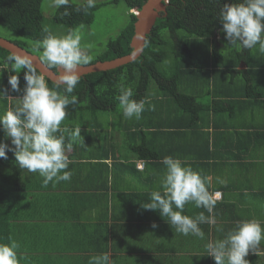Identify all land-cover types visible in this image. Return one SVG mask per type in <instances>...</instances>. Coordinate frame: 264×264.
Returning a JSON list of instances; mask_svg holds the SVG:
<instances>
[{
  "label": "crops",
  "instance_id": "1",
  "mask_svg": "<svg viewBox=\"0 0 264 264\" xmlns=\"http://www.w3.org/2000/svg\"><path fill=\"white\" fill-rule=\"evenodd\" d=\"M213 40L212 49L221 55L216 54L218 66L200 80L205 93L198 99L205 105L220 100L226 113L211 108L188 110L187 129H172L169 134L154 127L159 123L157 109L142 113L135 125L147 127L130 131L118 124L121 120L108 125L88 120L92 125L81 128V136L67 153L70 181L49 182L40 210L45 213L31 223L21 222V234L12 237L26 258L22 264H88L92 256L104 253L111 255L113 264H216L206 252L209 241L225 238L239 221L264 222V66L249 70L245 60L236 66L232 55L220 64L223 55L231 54L224 50L228 41L220 33ZM231 92L243 97L226 96ZM167 116L180 120L175 112ZM133 120L122 119V123L133 126L127 122ZM121 129L127 130L124 144L121 134H115ZM135 144L140 148L135 150ZM149 148L153 152H147ZM169 155L212 176L210 191L220 193L212 213L216 224L200 225L204 239L175 232L159 210L142 207L150 202L152 191L160 190L165 170L161 161ZM200 212L209 215L189 203L183 214L195 217ZM259 251L260 255L250 251L246 257L250 264H264V240Z\"/></svg>",
  "mask_w": 264,
  "mask_h": 264
},
{
  "label": "trees",
  "instance_id": "2",
  "mask_svg": "<svg viewBox=\"0 0 264 264\" xmlns=\"http://www.w3.org/2000/svg\"><path fill=\"white\" fill-rule=\"evenodd\" d=\"M43 1L0 0V24L8 27L17 35L12 41L34 54L36 53L31 48L33 46L27 47L25 39L40 41L47 35L44 31L46 27L42 11ZM115 1H124L129 9L141 8L146 2V0ZM230 2L232 0H169L166 12H162L161 17L157 19L147 36L144 52L137 60L111 70L94 72L81 77L72 93L77 96L78 103L69 106L68 115L62 122V126L66 125L69 130L79 127V124L84 125L81 128H89L92 123L87 121L94 119L96 120L93 121L94 124L97 125L98 121L103 125L96 116L99 112L105 111L119 114L118 120L121 122L118 124L121 123L129 131L133 128L147 127L135 126L140 121L135 118H132L134 120L130 123L127 121L128 124L133 123V126H126L122 123V119L125 118L119 101L116 99L121 84L125 87H132L133 99L137 101L146 99L151 105H154V109L146 105L143 113H146L148 109H152L153 112L156 109L159 111L157 113L159 123L152 126L160 133L169 134L172 133V129H176V132L187 129L188 110L196 111L199 108L202 111H207L211 108L215 113H226L227 109L223 106L222 101L216 100L213 105L212 103L205 105L198 97L205 93L200 89L202 87L200 80L204 78L206 72H210L211 68L215 69L218 66L216 54L221 55V51L217 52L215 48L212 49V46H215L212 42L218 33L225 36V33L221 31L222 23L219 21V14L223 3ZM70 3L71 7L68 9L70 15H61L64 12L63 7L56 9L54 13L55 22L67 27V32L94 23L96 12L106 4V2L96 3L94 8L88 9L86 12L84 10L76 12L74 9L85 2L70 0ZM136 20V15L131 12L128 25L115 39L109 41L106 50L99 53L88 64L130 54L133 50L131 41L135 34ZM239 47L237 46L229 57L223 55L220 64L226 61L225 58H230L232 55V58L236 60V66L241 60L247 62L249 70L253 66H264V53L259 51L258 46L253 49H240ZM10 54L12 53L9 50L0 47V64ZM224 66L229 67L228 64ZM53 69L57 70V68ZM7 72V70L2 72L6 74L3 82L5 85H3L10 90L8 77L15 73H9L7 76ZM246 73L244 70L245 76ZM19 76L24 80V70H21ZM46 79L51 86L53 81ZM24 84L21 85L24 87ZM155 84L156 87L152 89L151 87ZM3 85L0 86V89ZM10 93L11 98L0 95V105L2 106L0 113L2 112V114L8 107H14L19 101V97L23 95L22 91H8V95ZM249 95L253 96V92ZM226 96L243 97L237 92H231ZM229 101L226 100L225 103H229ZM174 112L180 120L168 119L167 115ZM181 115H184L185 120ZM194 125L191 121L190 126ZM0 132L3 133L2 126H0ZM1 133L0 142L11 146V139ZM140 145L135 144V150L140 148ZM147 152L153 151L149 148ZM43 179L38 172L30 173L26 169H21L12 151H7L6 159L0 158V242H8L9 236L13 237L14 233H20L23 228L20 225L21 222L24 225V220L31 223L35 218L39 219V216L45 213V211H40L48 195V186H43ZM18 221L20 224L15 227L14 223Z\"/></svg>",
  "mask_w": 264,
  "mask_h": 264
},
{
  "label": "clouds",
  "instance_id": "3",
  "mask_svg": "<svg viewBox=\"0 0 264 264\" xmlns=\"http://www.w3.org/2000/svg\"><path fill=\"white\" fill-rule=\"evenodd\" d=\"M52 6L57 9L63 7L62 16L71 14L68 11L70 0H52ZM95 6L96 0H85L74 11L86 12ZM219 21L228 44L239 45L243 49L258 46L259 51L264 53V0H232L223 3ZM81 40L78 31L70 30L65 36L46 35L37 42L36 47L42 50V62L61 70L51 86L45 75L37 71L29 54L13 52L0 64V72L7 70L15 73L8 78L10 91L23 92L16 105L0 115V126L5 137L11 139V146L0 142V158L6 159L7 151L14 152L19 167L30 173L38 172L44 178V187L53 181H70L72 176L71 171L67 170L71 163L67 153L72 150L73 142L81 136V127L69 130L66 125L62 126V122L68 115L69 106L78 103L77 96L72 95L81 79L78 68L91 60L81 46ZM21 70H24L23 89L20 87ZM8 91L0 89V95L9 96ZM133 96L132 87L121 84L116 99L125 119L139 120L146 105L152 109L154 105L146 99L137 101ZM161 163L165 170L160 178V190L150 193V202L143 203V209L159 210L177 233L204 239L205 233L200 225L216 224L212 213L220 198L219 192L210 191L213 177L194 169L178 157L165 156ZM138 170L142 171L143 167L138 166ZM217 182L224 183L220 178H217ZM189 203L206 209L209 215L206 216L204 212L195 217L183 214L185 205ZM155 227L157 225L154 223ZM262 240L264 222L254 218L242 220L225 238L209 241L206 252L216 264H250L246 257L250 251L261 254L259 245ZM20 248V243L11 236L8 242H0V264H22L26 258L20 255ZM88 264H113V261L109 253H104L92 256Z\"/></svg>",
  "mask_w": 264,
  "mask_h": 264
},
{
  "label": "rangeland",
  "instance_id": "4",
  "mask_svg": "<svg viewBox=\"0 0 264 264\" xmlns=\"http://www.w3.org/2000/svg\"><path fill=\"white\" fill-rule=\"evenodd\" d=\"M76 2H85V0H74ZM106 2L97 12L94 23L86 24L76 28L75 30L79 32L82 36L81 46L87 51L90 55L91 60L94 59L99 53L106 50L108 43L111 39H115L119 33L124 29L128 23L130 22V14L131 12H135L136 9H129L124 1L116 2L115 0H96V3ZM57 8L52 6V0H44L42 5V11L44 15V23L45 27L48 30L46 32L47 35H55L57 37H62L68 34L67 27L60 25L54 20V13ZM0 36L13 40L16 38V34L12 32L8 27L0 24ZM224 36V35H223ZM226 38V36H224ZM27 41V47H31L36 54L41 57L42 50L35 49L37 42L35 40L25 39ZM239 45H231L228 44L224 50L232 53L234 49ZM242 49V47H239ZM6 70H4L5 72ZM6 74L0 72V86L4 83V78ZM25 83L23 79H20V87H23ZM5 85V84H4ZM2 87V89H6V86ZM153 86V85H152ZM156 84L151 87L154 89ZM10 91V90H9ZM2 106L0 105V110ZM2 115V112L0 113ZM119 114H112V112L101 111L97 114V118L106 125L112 122H118ZM119 127V126H118ZM116 131L115 134H121V139L123 138L124 133H126V129ZM122 144L123 139L121 140Z\"/></svg>",
  "mask_w": 264,
  "mask_h": 264
},
{
  "label": "water",
  "instance_id": "5",
  "mask_svg": "<svg viewBox=\"0 0 264 264\" xmlns=\"http://www.w3.org/2000/svg\"><path fill=\"white\" fill-rule=\"evenodd\" d=\"M168 3L169 0L168 2H165V0H146L141 8L136 7L135 15L137 20L135 22V34L131 41L132 52L112 60H100L92 64L81 65L78 68L80 77L94 72L111 70L137 60L144 52L148 34L153 29L157 19L161 17V13L166 12ZM0 47L9 50L11 53L29 54L33 59L36 69L53 82L60 74L61 70L59 68L54 70L43 63L39 55L29 52L8 38L0 36Z\"/></svg>",
  "mask_w": 264,
  "mask_h": 264
}]
</instances>
